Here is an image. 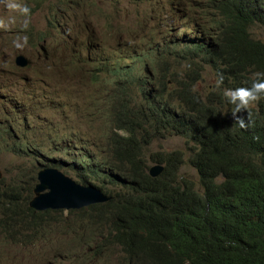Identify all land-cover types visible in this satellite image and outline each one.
Returning a JSON list of instances; mask_svg holds the SVG:
<instances>
[{"label":"trees","instance_id":"obj_1","mask_svg":"<svg viewBox=\"0 0 264 264\" xmlns=\"http://www.w3.org/2000/svg\"><path fill=\"white\" fill-rule=\"evenodd\" d=\"M54 1L36 0L39 6L56 10ZM56 1L77 11L82 1L91 17L104 15L95 0ZM195 14L189 25L194 29L196 22L204 40L182 43L173 37L154 46L128 42L114 47L115 53L95 48L92 58L99 61L96 70L101 77L90 81L109 85L103 106L111 133H100L108 138L105 155L96 151L97 143L92 144L94 151L79 147L76 134L61 132L49 145L27 148L9 131L16 148L29 155L32 149L71 137L60 154L65 160L36 157L34 167L42 171L66 164L58 169L110 197L71 212L82 223V234L72 235L81 244L63 264H84L102 250L113 257L110 264H264V95L237 113L244 118V128L232 119L234 105L225 96L227 90L250 88L257 74L264 79V42L251 32L264 27V0H201L190 16ZM138 22L145 26L150 19ZM91 37L102 39L93 33ZM151 65L163 75L153 70L146 74L159 106L148 102L139 82ZM207 71L216 85L203 95L199 86ZM135 91L139 101L132 95ZM166 92L169 96H164ZM57 93L65 95L60 89ZM46 107L51 113L60 111L58 105ZM167 135L182 138L188 153L146 156L152 142ZM150 163L164 166L158 178L149 176ZM184 164L196 170L198 183L182 175ZM21 178L25 189L19 197L0 190V239L25 246L43 236L38 223L64 214L31 211L37 177L30 182ZM9 206L24 210L16 217Z\"/></svg>","mask_w":264,"mask_h":264},{"label":"rangeland","instance_id":"obj_2","mask_svg":"<svg viewBox=\"0 0 264 264\" xmlns=\"http://www.w3.org/2000/svg\"><path fill=\"white\" fill-rule=\"evenodd\" d=\"M95 1L101 4L100 0ZM154 3V0H133V10L140 18L148 15L156 18L160 13L154 11ZM57 4L59 2L55 0V10L39 6L36 0H0V125L5 128L9 126L8 111L16 101L18 104L15 105H18L21 113L13 105L10 117L12 120L19 114L23 117V124L14 128L21 146L32 148L41 143L49 145L56 134L67 132L76 134L75 142L79 147L86 146L94 151L92 144L97 143L99 145L96 146V151L105 155L108 138H103L100 134L109 131L103 122L105 114L98 113L95 117L98 122L90 121L87 116L91 112H105L106 106L103 105L104 99L108 97L109 85L105 81L101 82V86L91 83L90 79L101 77L96 70L99 61L92 58V55L97 46L115 53L112 46L116 45L118 36L106 29L104 26L111 27V24L100 18L102 22L98 33L105 37L103 40L91 41V34L96 35L92 24L80 34V28L71 27L70 22L65 19V7ZM179 5L186 11L193 7V0H182ZM120 8L121 5H113L110 10L117 14ZM67 11L69 15L76 12L73 13L72 8ZM175 11L179 13L178 9ZM55 12H59L57 16L60 20L57 16L53 17L52 13ZM87 16L84 10L79 15L84 20ZM160 23L165 24L164 21ZM251 32L254 38L264 42V27H254ZM182 41L193 40L185 34ZM18 59L26 60L29 68H17ZM215 85L214 76L207 71L199 86L201 94L208 95ZM59 89L65 95L58 94ZM132 95L135 100H140L138 92L135 91ZM46 103L58 105L60 111L49 112ZM8 133L0 135H9ZM9 143L12 141L9 140ZM152 143L151 152L154 153H188V145L176 136L158 137ZM35 153L42 155L38 150ZM30 163L33 162L30 160ZM155 166L160 165L149 164L150 169ZM23 167L32 169L22 159L15 162L8 154H0V172L3 176L0 186L10 182ZM182 175L195 183L199 181L196 170L187 164L182 167ZM0 189L1 193H6L4 187ZM61 226L56 231H45L42 235L58 236H46L37 241L35 247L23 251L12 247L0 249V264H63L81 244L80 238H71L74 234H82V223L76 222V215L69 211L65 212Z\"/></svg>","mask_w":264,"mask_h":264},{"label":"clouds","instance_id":"obj_3","mask_svg":"<svg viewBox=\"0 0 264 264\" xmlns=\"http://www.w3.org/2000/svg\"><path fill=\"white\" fill-rule=\"evenodd\" d=\"M41 1L42 0H40V2ZM154 1H155L154 3L155 9L162 10V11L154 10L156 13H160L158 17L156 18H153L152 17L153 15L146 16L145 18L150 19V22L147 23L145 26L138 22V20H141L143 18H140L138 14L134 12L133 0H100L101 4H99V2L96 1L99 4V6H101V9L103 11L104 15L102 19H104L106 23L111 24V27H108V26H104V27L108 29L111 33H113V35L118 36L116 45L112 47H117L123 43H128V42H139L140 44H143V42H147L149 45L154 46L161 41H164V42L170 41L172 40L173 37H174L173 40L177 41L178 39L182 43L193 42V41H182V38L185 36L184 26L187 25L191 27L189 25V22L195 19L194 16H190L193 13V7L189 8L186 11L181 9L179 3L182 0H154ZM171 1L174 2L175 6H172ZM197 1H200L201 3V0H193V6L195 5ZM113 5L122 6V8H120L117 14L111 12L110 10V7H112ZM83 7L84 6L81 1L79 4V10L76 11L75 14L69 15V14L64 13L65 19L68 22H70L71 27L75 26L78 29L80 28L79 30L81 32H84L89 27V25L92 24L93 27H96V29H94V31L96 32V36L100 35L103 40L105 35L98 33L101 25L93 24L79 17V15H81ZM175 9H178L179 13L176 12ZM161 21H164L165 24L160 23ZM177 28L179 29L176 30ZM188 30H191V29H188ZM196 34H200L203 37V33H201L198 30H196ZM142 36L143 38L141 39ZM27 68L29 67L26 66L24 70H26ZM260 75L261 74H257V81H253L250 88H247V89L241 88V89H236V90L225 91V96L227 97L228 102L234 105V108L230 115L232 119L235 120L239 128L245 127V121H244V118H242L241 116H238L237 113L240 112L243 108H246V106L249 104L250 101L256 100L259 95H264V79H259ZM12 109H13V106H11L8 111L9 126L5 128L3 125H0V134H5V132H9V131L14 132V128H18L19 125L23 124V117L20 114L16 115L15 119L13 120L11 119L10 114L13 113ZM98 113L104 114V112H94V113H89L87 117L90 119V121L94 120L98 122V120H95V117L98 115ZM103 122L109 128V131L108 132L103 131L102 133H111V124L106 114H105ZM14 137H17L16 134H13V138ZM18 139L20 143V138ZM9 140L12 141V143H9ZM70 141H71V137L65 138L59 144L53 145L48 148L32 149V152L29 155L26 153L25 150L23 151V149L21 148H16L15 143L10 137H8L7 135H0V154L2 153L8 154L15 162L22 159L25 164H30L32 166V169H29L28 167H23L22 169H19L17 174L15 173V176L11 180H9L10 182L7 183V187L5 188L6 193L4 194L2 193V194L10 196V197H19L20 194L25 189V184L21 176L25 177V180L27 182H30V178L32 179L33 177H38L40 173H43L47 170H53L55 168V167H48L42 171H38L37 167L36 166L34 167L33 165L34 163L33 160L36 157L54 158L56 161L65 160L60 154H63L65 152L64 149L70 143ZM152 147L153 145H151L147 150H145L144 153L149 152L152 149ZM36 150H38L42 155L41 156L37 155L35 153ZM30 160L33 163H30ZM150 164H153V163H150ZM161 167L163 168V171H164V166L162 165ZM152 169H149V176L152 178H158L163 173L162 171V173L159 176L153 177L150 174V171ZM56 171H59L63 173L64 175H66L61 169H57ZM68 177L73 179L71 176H68ZM2 178L3 176L1 175V172H0V181L2 180ZM2 182H5V181H2ZM32 182L33 181H31V185H32ZM38 184L39 182L36 183V187ZM13 194L17 196H14ZM35 198L36 196H34L30 202H33ZM108 198L110 201V197ZM29 209L33 211L34 213L38 214L35 210L31 209L30 207ZM8 210H10L13 214H15L16 217H18V214L21 213L24 209L20 210L16 208V206H9ZM73 211H78V210H73ZM71 212L72 210L70 211V214H72ZM64 219H65V214L57 218H54V216L51 215L48 218V221L38 223L36 228H42L44 232L45 231H56L60 229L58 228V225L63 223ZM77 219L78 218L76 217V220ZM46 236H58V235H43L39 238H35L34 240H32V242H30L29 244L25 246L22 244H17L14 241H5V240L0 239V249L5 250V249L12 247V248H16L18 251L27 250L28 248L35 247L37 245L36 240L38 239L41 240L42 238L44 239ZM71 239L74 240L73 236ZM9 260L10 259H8V261ZM112 260H113V257L109 254V252L106 250H102L98 254L94 252L87 259V262H85L84 264H110Z\"/></svg>","mask_w":264,"mask_h":264},{"label":"water","instance_id":"obj_4","mask_svg":"<svg viewBox=\"0 0 264 264\" xmlns=\"http://www.w3.org/2000/svg\"><path fill=\"white\" fill-rule=\"evenodd\" d=\"M27 64L26 60L18 59L16 65L19 68H26ZM47 171L40 173L42 176L37 187L45 188L48 196H36L30 205L33 210L54 211L55 209L66 208L68 211H73L109 201L107 196L94 187L78 184L59 171L51 170L52 172L46 173ZM162 171V167H155L150 171V174L157 177ZM40 192L41 190L37 191V193Z\"/></svg>","mask_w":264,"mask_h":264},{"label":"bare ground","instance_id":"obj_5","mask_svg":"<svg viewBox=\"0 0 264 264\" xmlns=\"http://www.w3.org/2000/svg\"><path fill=\"white\" fill-rule=\"evenodd\" d=\"M171 4H172V6L173 5H175L174 4V2L173 1H171ZM64 10L66 11H64V13H66V14H68L69 13V11H67V10H69V8L68 7H65L64 8ZM83 10L87 13V18H86V21H89V22H91V23H93V24H97V25H101L100 24V22H102L101 20H100V18L99 17H97V18H93V17H91V14H90V10H88L87 8H83ZM75 11H77V10H73V13L75 12ZM138 11H140V9L138 10ZM145 16V15H144ZM198 16V14H195V18ZM190 17V16H189ZM56 18H58L59 19V17L57 16ZM190 19V18H189ZM60 20V19H59ZM192 23V22H191ZM56 25H57V27H58V20H56ZM194 25V29L192 28V27H189V26H187V25H185L184 26V34H188V36L190 37V39H192L193 40V42H197V41H200V40H204V38L200 35V34H196V22L193 24ZM179 28H177L176 30H178ZM188 29H193V30H188ZM189 33L191 34V35H189ZM198 33V32H197ZM192 36V37H191ZM40 42V41H39ZM129 50V48L127 49V52H129L128 51ZM96 51V49H94L93 50V52H95ZM169 53H174L173 51H168ZM99 57L100 58H103V59H105V60H107L108 58L106 57V56H104V55H99ZM156 61V60H155ZM155 61H153L152 63H153V66L155 65ZM156 66V65H155ZM105 67L109 70V65L108 64H105ZM146 69V68H145ZM150 70H153L154 72H156L160 77H162L163 75L157 70V69H154V67H152V65L149 67V70H147V72H145V74H144V72H143V78L142 79H139V82H141L142 83V88L144 89V91H145V94H146V97H147V100H148V102L151 104V105H155V106H159L160 104H159V102H158V100L155 98V95H154V92H153V87L152 86H150V84H148L147 82L150 80V78H148L147 76H146V74L147 73H149L150 72ZM113 78H114V80L117 78L116 76H113ZM151 80H152V78H151ZM110 82H112V81H110ZM138 83V82H137ZM164 96H169V93L168 92H166L165 93V95ZM15 104H18L16 101H14L13 102V104H12V106L14 105L15 106V108L18 110V112L19 113H21V109L20 108H18V105H15ZM148 129H150V127L148 128ZM146 129H144V131H145ZM143 131V132H144ZM169 134V133H168ZM168 136L169 135H167V138H168ZM173 135H170V137H172ZM152 145H153V143H152ZM151 151H153L152 149L149 151V152H147L146 153V156H149L150 154H153L154 152H151ZM158 153V152H157ZM157 165V164H156ZM162 165H160V166H155V167H161ZM67 168V165L65 164V165H60V166H57L56 168H54L53 170H57L58 168ZM154 167V168H155ZM49 172H52L51 170H49V171H47L46 173H49ZM42 176V174H39V176L37 177V182H40V177ZM65 176H69L68 174H66ZM38 190H41V192L40 193H37V191ZM40 195H43V196H48V194H47V190L45 189V188H42V187H36L35 188V190H34V196H40ZM31 203L32 202H30V205H31ZM38 209H40V208H38ZM36 212H39V213H43V212H46V211H51V212H55V211H61V212H63V214H65V212H67L68 210L66 209V208H60V209H55L54 211H52V210H41V211H37V210H35ZM127 216V215H126Z\"/></svg>","mask_w":264,"mask_h":264}]
</instances>
